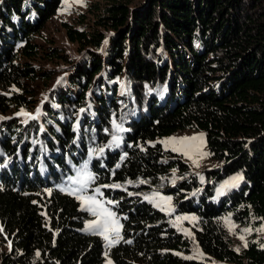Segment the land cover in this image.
<instances>
[{
	"label": "trees",
	"instance_id": "1",
	"mask_svg": "<svg viewBox=\"0 0 264 264\" xmlns=\"http://www.w3.org/2000/svg\"><path fill=\"white\" fill-rule=\"evenodd\" d=\"M132 1L67 26L79 55L37 101L24 80L39 73L18 58L37 55L32 37L61 0H0V264H264V247L235 248L224 223L264 219V0ZM185 129L205 133L204 181L159 142ZM82 171L120 219L109 247L62 188ZM235 172L240 188L212 200ZM153 191L172 213L146 200ZM172 215L195 217L191 238Z\"/></svg>",
	"mask_w": 264,
	"mask_h": 264
},
{
	"label": "rangeland",
	"instance_id": "2",
	"mask_svg": "<svg viewBox=\"0 0 264 264\" xmlns=\"http://www.w3.org/2000/svg\"><path fill=\"white\" fill-rule=\"evenodd\" d=\"M108 1L109 0H80V2H78V0H61L55 14H53L48 21L44 23L42 29L32 37V41L38 46L37 55L33 57V59L18 58L20 63H28L29 65H32L39 73L34 80H24V89L28 91V94L34 96L37 101H41L47 95L48 91L55 87L57 81L63 76L66 66L71 60L76 59L79 55L77 43L72 42L66 34L67 26L80 29L87 28L95 18L96 13L100 11L105 2ZM142 1L143 0H133L132 3L139 4ZM185 137H196L197 139H188L181 142V138ZM120 140L121 137L119 138V141ZM159 142H161L164 149L173 150V147L181 148V151L174 152L182 156L189 168L201 181L205 180V170L210 169L215 165L209 158L206 148L205 133L203 130H178L167 137L159 139ZM185 152H187V155ZM86 174L91 177V174L87 171L76 173L75 176L72 177L73 182H69L67 186H63L62 188L66 192L75 195L77 198L80 197L78 199L81 208L94 215L93 219L85 222L84 228L89 232L99 234L97 230L89 229L86 226L89 222L97 219L96 213H99L101 209H107L110 212H112V210L102 198L98 196L101 194L100 190L97 191V189H95L94 193H90L82 189L80 186L82 184L76 183L77 180L84 177L83 185H87L91 179H88ZM237 175L242 174L241 172H235L223 178L220 183L217 184L212 200L219 203L223 197L239 189L243 183V179L235 187H226L223 188V191H220L226 181H229L231 177ZM44 192L47 193L48 190H44ZM146 197V200H148L155 209L162 211L166 215L172 213L173 204L169 195L159 191H153ZM88 198H94L98 202L99 207L90 204ZM115 219L119 225V235L117 237L114 233H109L110 239L114 241L111 244H109V242L101 235L106 247L114 245L120 239L121 222L116 216ZM194 219L195 217L190 215H172L171 218L174 228L188 238H191V224ZM255 222L254 219H250L248 223L239 226L233 223L228 217H224V223L226 224L235 248L239 249L244 247L248 240H255L264 247V219H261L258 223ZM245 229H249L250 231H244ZM241 236H243V240L240 239ZM9 247L10 242L7 238L3 239L0 236V253L7 251ZM191 256L200 259V254L197 251H193ZM103 264L114 263L109 257H107Z\"/></svg>",
	"mask_w": 264,
	"mask_h": 264
},
{
	"label": "snow or ice",
	"instance_id": "3",
	"mask_svg": "<svg viewBox=\"0 0 264 264\" xmlns=\"http://www.w3.org/2000/svg\"><path fill=\"white\" fill-rule=\"evenodd\" d=\"M78 2H80V0H78ZM57 83H59V80L57 81ZM25 115L28 116L29 114L26 112H23V110H21V113H18V115ZM188 139H192L195 140L197 139L196 137H192V138H181V142H183L184 140H188ZM113 144H119V138L117 136H113ZM104 149H100L99 152H103ZM181 148H176L173 147V151H181ZM93 155H97L99 153H97L95 150H93L92 152ZM185 154L187 155V152H185ZM86 168V165H85ZM86 177L88 179H91L90 176ZM243 179L242 175H237V176H233L230 178L229 181H226L225 184L221 187L220 191H223V188L226 187H235L236 185L239 184V182ZM76 183L82 184L84 183V177L80 178L79 180L76 181ZM97 191H99V189H97ZM80 198V197H78ZM147 198V197H146ZM170 199V198H167ZM88 201L90 204L92 205H96L97 207H99L98 202L94 199V198H88ZM91 210V209H89ZM97 215V219L94 221L89 222V224L86 226L89 229H94L97 230L99 232L100 235H102L104 237V239L106 241L109 242V244L113 243L114 241L110 239L109 237V233H114L117 237L119 235V225L115 219V213H112L110 211H108L107 209H101V211L99 213H96ZM187 219V218H185ZM244 231H250L249 229H245ZM240 239L243 240V236L240 237ZM245 246H247L245 244Z\"/></svg>",
	"mask_w": 264,
	"mask_h": 264
}]
</instances>
